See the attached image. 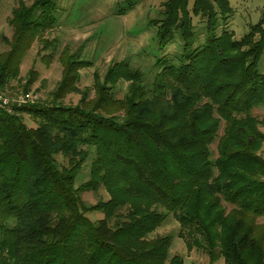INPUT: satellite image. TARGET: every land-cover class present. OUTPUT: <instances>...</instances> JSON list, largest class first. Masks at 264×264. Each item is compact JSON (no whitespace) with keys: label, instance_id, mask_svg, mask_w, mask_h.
I'll use <instances>...</instances> for the list:
<instances>
[{"label":"trees","instance_id":"obj_1","mask_svg":"<svg viewBox=\"0 0 264 264\" xmlns=\"http://www.w3.org/2000/svg\"><path fill=\"white\" fill-rule=\"evenodd\" d=\"M135 1L122 0L120 11ZM164 6L151 20L156 42L163 48L178 34L182 51L157 60L150 86L141 71L117 62L104 82L95 76L88 99L76 85L86 62L64 48L61 79L48 100L0 109V264H183L181 256L169 258V236L148 237L166 213L178 220L186 247L204 251L210 264L219 257L264 264V120L251 114L264 105V13L235 39L226 29L215 33L218 16L231 12L229 0H194L191 12L206 17V40L194 47L188 0ZM56 12L54 0L12 9L0 89L18 77L36 38L49 42L42 35L55 27ZM120 80L130 84L117 98ZM70 92L80 94L76 105L61 102ZM25 113L34 127L24 123ZM88 148L89 179L76 187ZM100 187L108 199L85 207L79 194ZM88 211L103 217L92 221Z\"/></svg>","mask_w":264,"mask_h":264},{"label":"rangeland","instance_id":"obj_2","mask_svg":"<svg viewBox=\"0 0 264 264\" xmlns=\"http://www.w3.org/2000/svg\"><path fill=\"white\" fill-rule=\"evenodd\" d=\"M36 0H0V53L9 49L6 40L13 36V26L9 19L12 9L23 3L32 5ZM57 4V23L52 31L42 35L41 42L36 38L30 45L20 63L17 78L11 79L0 94L7 102L19 101V95L29 92L38 98L37 102L48 100L49 93L54 90L61 79L62 63L60 55L64 48H68L73 57L86 62L79 70V80L76 82L80 90H88V99L95 96V80L98 76L104 82L107 70L117 62L125 61L131 68L143 73L144 83L150 86L154 75L159 70L157 60L162 57L172 58L181 54V40L175 34L173 40L163 48L156 42V27L151 20L161 16L165 10L167 0H136L134 5L125 12L122 0H54ZM194 0H188L192 29L195 33L194 47L202 45L206 40V17L191 12ZM231 12L226 20L218 16L215 33L219 35L223 29L233 32L235 39H241L249 30V26L256 24L264 13V0H229ZM56 41H52V40ZM55 42V43H54ZM46 43V44H45ZM44 44L46 47H44ZM43 46V48H41ZM88 63V64H87ZM259 70L264 71V55L259 62ZM28 81L29 84H28ZM109 86L108 83H106ZM129 81L120 80L113 88L115 97H123L129 89ZM79 93H66L61 102L76 105ZM252 116L264 120V105L252 109ZM23 121L29 127H34L35 121L23 114ZM264 133V125L258 126ZM221 122L218 135L223 132ZM217 139L210 145L211 157L217 155ZM89 155L75 177V186L89 179L91 162L94 158L93 148H88ZM258 154L264 158V143ZM60 166L67 165V159L61 154L55 156ZM82 204L87 207L96 202L108 199L107 192L100 187L98 190H86L79 194ZM226 209L232 206L223 202ZM164 213H166L164 211ZM86 215L92 221L103 217L101 211H88ZM264 223V217L258 218ZM181 227L178 220L166 213L161 225L148 235L149 238L169 236V258L174 255L182 257L183 264H210L209 256L196 248L188 249L180 237ZM213 264H225L224 258L219 257Z\"/></svg>","mask_w":264,"mask_h":264},{"label":"built area","instance_id":"obj_3","mask_svg":"<svg viewBox=\"0 0 264 264\" xmlns=\"http://www.w3.org/2000/svg\"><path fill=\"white\" fill-rule=\"evenodd\" d=\"M38 101V98L31 96L29 92H25V94H20L19 95V101H15L14 103L12 102H7L6 97L0 94V109L7 110V111H12L13 107H17L20 105H26V104H33Z\"/></svg>","mask_w":264,"mask_h":264}]
</instances>
